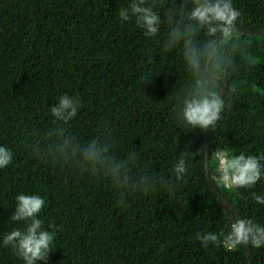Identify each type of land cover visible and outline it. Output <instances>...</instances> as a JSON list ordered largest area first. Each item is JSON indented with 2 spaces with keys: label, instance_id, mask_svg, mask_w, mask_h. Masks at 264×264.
I'll return each mask as SVG.
<instances>
[{
  "label": "trees",
  "instance_id": "obj_1",
  "mask_svg": "<svg viewBox=\"0 0 264 264\" xmlns=\"http://www.w3.org/2000/svg\"><path fill=\"white\" fill-rule=\"evenodd\" d=\"M130 2L0 0V146L12 151V163L0 169V241L24 227L9 218L16 196L38 195L45 200L43 227L55 233L46 264H248L243 247L205 248L196 239L207 232L223 237L232 212L207 182L205 131L175 118L186 76L179 49L163 46L168 25L146 38L134 19L121 23L118 9ZM173 6L187 7L164 0L158 11L163 16ZM233 6L242 14L241 32H264V0ZM245 36L250 47L236 57L232 95L225 91L232 107L208 130V172L240 217L264 224V205L251 195L264 193V179L232 191L217 182L211 157L264 153V34ZM145 76L152 77L141 85ZM62 95L81 102L68 124L50 114ZM93 142L136 185L126 206L107 169L84 159ZM198 149L174 192L157 183L173 179L180 152ZM247 248L251 264H264V248ZM0 264L23 262L0 245Z\"/></svg>",
  "mask_w": 264,
  "mask_h": 264
},
{
  "label": "clouds",
  "instance_id": "obj_2",
  "mask_svg": "<svg viewBox=\"0 0 264 264\" xmlns=\"http://www.w3.org/2000/svg\"><path fill=\"white\" fill-rule=\"evenodd\" d=\"M175 2L169 0V4L175 5ZM163 4L164 0H131L126 7L118 9V17L121 23L134 19L146 38L157 37L162 25H168L163 46L168 51L179 49L186 76L175 118L178 124L191 130H212L225 110L232 107V100L225 99L226 93L232 95L228 92V80L237 71V55L247 54L250 47L249 40L240 30L243 22L241 11L234 8L233 0H182V5L187 7H167L162 16L158 9ZM151 77H143L141 85ZM225 82L226 93L222 91ZM80 108L79 97L62 95L58 103L50 108V114L55 121L68 124ZM106 152V148L93 142L84 150V159L93 167L107 169L114 186L122 189L119 204L126 206L127 194L136 185L129 181L127 169L121 163L111 161ZM200 154L199 149L196 153L180 152L173 167V179L159 177L157 183L174 192L189 170V161ZM211 157L218 162L217 182L232 191L252 189L264 179V153L232 155L227 151H213ZM11 163L12 151L0 146V169ZM144 183H148L147 179ZM154 190L140 192L148 194ZM251 195L257 205H264V193L252 192ZM15 201L9 218L12 222H22L24 227L4 234L0 245L9 248L23 264H38L39 261L46 264L53 252L55 233L46 230L40 218L45 200L38 195L19 194ZM230 215L228 231L223 237L215 232L197 233L196 239L203 247L222 245L228 251L248 246L264 248V224L251 218Z\"/></svg>",
  "mask_w": 264,
  "mask_h": 264
},
{
  "label": "water",
  "instance_id": "obj_3",
  "mask_svg": "<svg viewBox=\"0 0 264 264\" xmlns=\"http://www.w3.org/2000/svg\"><path fill=\"white\" fill-rule=\"evenodd\" d=\"M244 34L261 35V34H264V32H248V33H244ZM226 89H227V84L225 82V88L222 91L225 93ZM208 136H209L208 130H205L204 168H205V176H206L207 182H208L209 186L212 188V190L221 197V199H222V204H221L222 207L224 209L225 208H229L231 210L232 214H235V215L239 216L238 212L234 209V207L232 205H230V203L228 202L227 198L216 187V185L212 181V178L209 175V172H208V143H207ZM229 217L231 218V215H229ZM227 226H228V224H227ZM243 248L245 249L246 254H247L248 264H251L250 253L248 251V248H245V247H243Z\"/></svg>",
  "mask_w": 264,
  "mask_h": 264
}]
</instances>
